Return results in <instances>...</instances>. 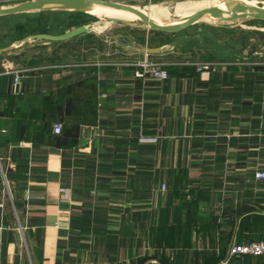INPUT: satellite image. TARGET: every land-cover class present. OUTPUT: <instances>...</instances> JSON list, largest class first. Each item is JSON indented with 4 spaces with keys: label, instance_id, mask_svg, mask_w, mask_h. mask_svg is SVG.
<instances>
[{
    "label": "crops",
    "instance_id": "0c3cea01",
    "mask_svg": "<svg viewBox=\"0 0 264 264\" xmlns=\"http://www.w3.org/2000/svg\"><path fill=\"white\" fill-rule=\"evenodd\" d=\"M257 45L165 62L166 80L136 77V59L0 69V264L264 263L229 256L264 240ZM89 78L71 98L83 110L73 116L92 111L94 123L47 119L45 95Z\"/></svg>",
    "mask_w": 264,
    "mask_h": 264
},
{
    "label": "rangeland",
    "instance_id": "374dc122",
    "mask_svg": "<svg viewBox=\"0 0 264 264\" xmlns=\"http://www.w3.org/2000/svg\"><path fill=\"white\" fill-rule=\"evenodd\" d=\"M117 1L149 11L150 6L170 9L184 0ZM43 16L36 18L31 13L0 18V69L21 71L49 65L75 66L88 61H141L146 53L149 60L157 62L219 60L236 56L248 46L257 49L258 43L264 44V20L244 21L235 26L192 25L165 33L113 23L95 13L80 17L58 13ZM167 18L173 15L159 17L163 21ZM82 25H88L86 31L66 39L45 36L64 35Z\"/></svg>",
    "mask_w": 264,
    "mask_h": 264
},
{
    "label": "water",
    "instance_id": "95a60500",
    "mask_svg": "<svg viewBox=\"0 0 264 264\" xmlns=\"http://www.w3.org/2000/svg\"><path fill=\"white\" fill-rule=\"evenodd\" d=\"M251 0H218V2L210 7L201 11V13L193 18L179 19L177 17L167 18V20H154L151 14L145 13L144 9L135 5H128L124 2L117 0H24L16 1L14 3H0V18L14 17L17 15H28L33 13H65V12H78V13H90L93 14L99 10H112L122 11L137 16L136 20L129 21L120 17L109 19L113 23H122L130 27H139L147 31H159V32H176L181 31L185 27L192 25L208 24L212 26H229L238 25L244 21L252 20H264V11L259 15H247L245 14V8L248 6L247 2ZM264 6V0H255ZM239 8L235 11V14L230 16H220L216 20L202 19V16L208 13H214L219 9L221 5H233L239 3ZM151 15V16H150ZM88 25H82L64 35L52 36L45 35L46 37L56 39H66L75 35L81 34L87 30ZM26 41V40H25ZM24 41V42H25ZM13 47H7L5 49H11Z\"/></svg>",
    "mask_w": 264,
    "mask_h": 264
},
{
    "label": "bare ground",
    "instance_id": "6f19581e",
    "mask_svg": "<svg viewBox=\"0 0 264 264\" xmlns=\"http://www.w3.org/2000/svg\"><path fill=\"white\" fill-rule=\"evenodd\" d=\"M218 0H184L183 2H180L176 4L172 8H155L151 7L149 11H145V13L151 14L150 16L154 19L159 21V17H167L168 13H171L173 17H177L179 19H184V18H193L198 16L201 11L205 9H209L210 7L214 6ZM247 7L245 8L244 11L245 14L249 15H254L257 16L259 15L262 11H264V6L260 3H258L255 0H251L247 2ZM239 8V5L234 3L233 5H221L217 11L214 13H208L202 16V18H210V19H217L220 16H230L232 14H235V11H237ZM96 15H102L105 17H108L109 19L111 18H116L120 17L129 21H133L137 19L136 15H132L129 13H125L122 11H112V10H99L97 12H94Z\"/></svg>",
    "mask_w": 264,
    "mask_h": 264
},
{
    "label": "built area",
    "instance_id": "2783aa9c",
    "mask_svg": "<svg viewBox=\"0 0 264 264\" xmlns=\"http://www.w3.org/2000/svg\"><path fill=\"white\" fill-rule=\"evenodd\" d=\"M0 3H4L0 0ZM136 66L135 76L141 79H154V80H166L169 77V69H167V64L165 62H157L148 59V54L145 55V58L141 61H136L134 64ZM209 65L206 63L199 64L197 66L198 71H202V69L208 68ZM20 75L16 74L14 77V91L19 87ZM55 134H60L63 130V126L59 122H55L52 128ZM141 141H150L145 137H141ZM156 137H154L151 142L155 141ZM256 177L264 179V171L258 170L255 174ZM62 192H65V189H61ZM246 255L253 258L264 257V240H251L245 241L241 243H234L229 247V256H241ZM251 264H264L262 262H254Z\"/></svg>",
    "mask_w": 264,
    "mask_h": 264
},
{
    "label": "trees",
    "instance_id": "16d2710c",
    "mask_svg": "<svg viewBox=\"0 0 264 264\" xmlns=\"http://www.w3.org/2000/svg\"><path fill=\"white\" fill-rule=\"evenodd\" d=\"M34 16L36 18H42L44 17L43 15L47 16L51 13L48 14H43V13H33ZM32 14V15H33ZM61 15H72V16H76V17H80L82 15H85L86 13H78V12H65V13H58ZM42 15V16H41ZM74 24H79V23H74ZM71 25V24H70ZM70 25H66V26H70ZM64 26V25H63ZM94 80L92 78L89 79H85L84 81H80V82H74L71 84H68L67 86L58 89V91L56 92H52L50 93V95H45L44 99H47L49 103V107L46 111V117L47 119H49L50 121H55V120H67L68 118H71L72 120H74L73 118H76L78 120H74L76 123L81 122V124H85L86 123H94V119L95 117L92 111H88L85 114L82 113L81 116L84 117L80 118L79 117H74L73 113L74 111L76 112H83L82 108H80L81 106H78L74 100L76 99H72L71 96L75 95V97L79 100H83V97L85 96V94L90 90L91 88H89V86L93 85ZM91 83V84H90ZM90 84V85H88ZM59 98H66L67 99V104L66 105H61L58 101ZM72 121L71 122V127L73 129H76L78 126H76L77 124ZM37 139H42L43 141V137L41 136V134H37L36 135Z\"/></svg>",
    "mask_w": 264,
    "mask_h": 264
}]
</instances>
